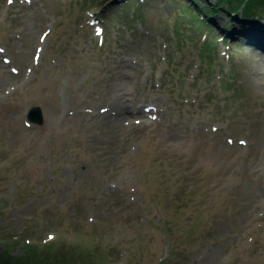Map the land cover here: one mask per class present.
I'll return each mask as SVG.
<instances>
[{
    "label": "rangeland",
    "instance_id": "rangeland-1",
    "mask_svg": "<svg viewBox=\"0 0 264 264\" xmlns=\"http://www.w3.org/2000/svg\"><path fill=\"white\" fill-rule=\"evenodd\" d=\"M116 1L0 0V259L264 264V16Z\"/></svg>",
    "mask_w": 264,
    "mask_h": 264
},
{
    "label": "trees",
    "instance_id": "trees-1",
    "mask_svg": "<svg viewBox=\"0 0 264 264\" xmlns=\"http://www.w3.org/2000/svg\"><path fill=\"white\" fill-rule=\"evenodd\" d=\"M194 4L196 3V0H192ZM204 4H208V2H204ZM204 7H207V9L210 10V12L202 10L204 22L206 24H209V20H211L213 17H215L216 14L219 12L220 14H224L227 17H232L235 14H240L244 17H248L251 15L254 16H264V0H215V3L204 5ZM213 10V11H212ZM201 11V10H200ZM212 11V12H211ZM215 11V12H214ZM195 20L194 17H192V20ZM207 46V43L205 44V48ZM26 249L29 251L28 254L24 257H21L20 259H17L16 262L10 263L8 261V264H101L100 261L102 259V251L100 248L96 249V254L101 257L99 261L94 262L90 257V254L86 250L78 251L77 246H69L66 249H58L54 252H45L43 255H37L32 256L30 255V252L32 250L30 249H36L37 247L32 244L25 245ZM36 247V248H35ZM92 253V252H91ZM7 254H4L2 258L0 259V264H5L2 262L5 258H9L6 256Z\"/></svg>",
    "mask_w": 264,
    "mask_h": 264
},
{
    "label": "bare ground",
    "instance_id": "bare-ground-1",
    "mask_svg": "<svg viewBox=\"0 0 264 264\" xmlns=\"http://www.w3.org/2000/svg\"><path fill=\"white\" fill-rule=\"evenodd\" d=\"M248 33V37L250 38L251 41H253L255 43L256 46H260L263 50H264V39L261 38V36L258 34H255L254 32H245L244 34ZM258 49V47H257ZM116 109H119L117 112H118V115L119 114H127L129 112V109L125 106V105H120L118 108ZM114 112L116 113V110H114ZM138 112V111H137ZM136 112V113H137ZM134 113V114H136ZM144 116V114H143ZM107 123V126H111L114 124V120H109L106 122Z\"/></svg>",
    "mask_w": 264,
    "mask_h": 264
},
{
    "label": "water",
    "instance_id": "water-1",
    "mask_svg": "<svg viewBox=\"0 0 264 264\" xmlns=\"http://www.w3.org/2000/svg\"><path fill=\"white\" fill-rule=\"evenodd\" d=\"M29 117L34 123L42 124V115L39 109H32Z\"/></svg>",
    "mask_w": 264,
    "mask_h": 264
}]
</instances>
